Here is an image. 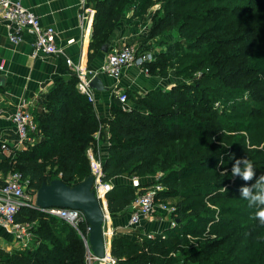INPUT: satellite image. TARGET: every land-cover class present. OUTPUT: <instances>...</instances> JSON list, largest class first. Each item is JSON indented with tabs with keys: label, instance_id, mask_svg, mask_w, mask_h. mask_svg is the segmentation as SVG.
Masks as SVG:
<instances>
[{
	"label": "trees",
	"instance_id": "16d2710c",
	"mask_svg": "<svg viewBox=\"0 0 264 264\" xmlns=\"http://www.w3.org/2000/svg\"><path fill=\"white\" fill-rule=\"evenodd\" d=\"M89 2L95 14L88 63L126 11L132 10L127 20L132 23L159 5L148 38L175 33L178 39L145 68L150 75L163 77L174 64L179 76L199 75L173 90L151 89L139 95L126 89L131 106L122 108L116 100L111 118L103 121L77 89L76 74L69 73L41 96L40 110L34 114L39 139L0 159L1 177L21 174L32 196L53 179L74 186L91 174L87 149H96L94 134L106 125L109 146L102 180L113 183L107 194L109 213L123 211L135 198L136 189L125 177L143 179L162 172L159 182L164 189L157 199L176 200L175 227L154 239L112 238L110 253L118 264H264V226L255 219V209L240 198L239 189L248 181L231 174L235 159H252L246 136L251 139L264 132V113L254 115L256 99L249 95L255 89L264 92L261 70L233 65L264 45V0ZM178 132L185 138H175ZM220 140L231 149L221 146ZM15 220L30 225L33 246L2 258L4 264H86L83 241L66 221L29 206H21ZM84 228L82 224L80 229ZM220 231L224 233L210 238Z\"/></svg>",
	"mask_w": 264,
	"mask_h": 264
},
{
	"label": "crops",
	"instance_id": "0c3cea01",
	"mask_svg": "<svg viewBox=\"0 0 264 264\" xmlns=\"http://www.w3.org/2000/svg\"><path fill=\"white\" fill-rule=\"evenodd\" d=\"M22 4L38 16L41 25L55 29L56 42L63 52L59 56L35 53L32 34L24 33L22 39L14 43L9 39L5 24L0 22V145L10 142L14 137L15 127L11 118L18 105L22 101L29 102L28 107L34 115L40 110L41 96L48 92L55 81L66 78L72 72L66 64L67 59L89 70H95L104 62L109 51L125 44H136L137 36L143 33L141 28L134 31L132 26L135 24L127 23V17L124 18L123 15L122 19L125 20L121 19L117 23L109 39L104 43L108 44V52L104 53L100 49L94 59L88 63L92 23L88 29L87 15L90 10L94 11L89 0H23ZM70 39H73L71 44L67 42ZM98 76L106 90H93L95 101L92 104L96 117L103 121L111 118V108L117 104L116 96L127 88L144 95L151 89L166 87V85L161 87L163 85L161 76L146 74L137 67L125 70L119 81L105 74ZM128 104L130 107L129 101ZM100 127L99 131L105 128L104 135L99 134V138L95 141L96 149L93 151L103 162L108 153L109 134L106 125ZM8 155V151L0 149V159ZM155 214L159 213L155 212ZM128 220L129 213L126 209L110 214L109 223L114 236L138 237L141 234L142 228L135 230L129 225ZM143 227L146 231L154 232L158 231L160 225L155 221ZM33 241L30 242V247L33 246ZM111 242L108 250L111 249ZM19 249H24L21 247V242L0 224V264H4L2 258L10 256Z\"/></svg>",
	"mask_w": 264,
	"mask_h": 264
},
{
	"label": "built area",
	"instance_id": "2783aa9c",
	"mask_svg": "<svg viewBox=\"0 0 264 264\" xmlns=\"http://www.w3.org/2000/svg\"><path fill=\"white\" fill-rule=\"evenodd\" d=\"M22 1L23 0H0V22L5 24L9 39L17 43L22 39L24 33H29L34 36L35 53L53 56L61 55L63 51L56 42L57 33L55 29L51 26L41 25L38 16L30 9L23 6ZM93 16L94 11L90 10L87 15L88 29L91 27ZM81 18H83L82 15ZM67 42L71 44L73 39ZM154 58L155 55H153L152 52H141L137 44L132 43L125 44L120 48L109 51L105 56L104 62L95 70H89L81 65H77L70 59L66 60V64L78 78L77 89L86 95L89 101L94 103V91L89 86L93 77L98 76V74H105L119 81L124 71L131 67L140 68L144 73L149 74L148 70L145 68V64L151 62ZM125 91H122L116 96L122 108L129 107L128 97ZM28 106L29 102L24 101L18 105L11 118L15 127L14 137L10 142L2 143L0 149L10 153L12 151L25 149L39 139L40 136H38L37 133V123ZM99 134V130L94 134L95 141L99 138ZM87 155L90 160L91 174L94 176L93 190L104 215V255L99 257L94 255L91 251L88 242L89 225L85 221V217L80 210L49 208L42 211L66 221L75 228L85 247L86 264H118L117 259L114 258L110 250H108V245L114 237V231L109 223L110 213L107 207V194L111 191L113 183L112 181L105 182L102 180V161L100 157H97L92 146L87 149ZM160 176V174H156L143 179L137 176H132L130 178L125 177L136 189L135 198L125 209L129 213V225L135 230L142 228V236L139 234V240H141L143 236H145L146 239H154L156 235L163 233L161 227L165 226L166 230L175 227L177 224V220L173 215L175 207L166 202L158 201L157 199L158 192L164 189L163 185L159 182ZM0 179L3 181V184L0 185V224L21 242L22 248H28L30 247V242L34 239V235L30 230L29 224L16 222L15 215L21 206L34 207L35 195L32 196L30 193L26 192L27 179H23L21 174L17 172L8 173L4 178L0 175ZM145 182L147 184L143 185ZM155 212L159 214H155ZM155 221L160 225L158 231H146L143 226ZM82 224H85L84 230L80 229ZM107 240H109V243Z\"/></svg>",
	"mask_w": 264,
	"mask_h": 264
},
{
	"label": "rangeland",
	"instance_id": "374dc122",
	"mask_svg": "<svg viewBox=\"0 0 264 264\" xmlns=\"http://www.w3.org/2000/svg\"><path fill=\"white\" fill-rule=\"evenodd\" d=\"M155 7V6H154ZM151 8L148 12V15H146L143 18H135L132 24H135L134 26H132L133 29H135L134 31H136L138 28H141V30L143 31L142 35L141 33L139 34V37L137 36L138 39H136L135 41H138L136 44L141 46L142 48H144L147 51H150L153 53V55H156L160 50L165 49L167 45L173 43L174 41H177V35L171 34V33H167L165 36L163 37H159L158 35L153 36L152 38H148L149 32H150V27L153 21V16L154 14L157 12V9L159 8V5H156L155 8ZM132 15V10H129L128 12L126 11V14H124V18L127 17V20H130V17ZM125 19H122V21ZM137 35V34H136ZM146 47V48H145ZM262 60V62H261ZM234 66H256V68H258L259 70H261V73L259 74L261 76V78L264 80V45L262 46H258L255 49V52L252 56H250L249 58L246 56H242L240 58H238V60L236 62H233ZM175 65H172V68H170V70L167 72V74L165 76H163V85L161 87H163L164 85H166L165 88H163V90H173L172 88L180 83H191L193 82L194 78H197V76L199 75V73H196L195 75L192 74H188V75H184V76H179L176 74V69L174 68ZM196 76V77H195ZM249 95H252L253 97H255L256 101H253L255 107L258 108L257 110H254V115L256 114H260V113H264V92L261 91L260 89H255L254 92L249 91ZM247 93V92H245ZM214 106L216 108H221V105L218 103H215ZM188 113H191L188 112ZM234 134H238V132H235ZM185 138V136L181 133H177L175 138ZM109 143V142H108ZM219 144V143H218ZM245 144L247 145V150L246 151H253L255 150V152L257 153V155L254 156L253 152L250 155L251 156V160L253 161V165H254V172H255V176L253 178V180L248 181L245 185L243 186H251L252 184L255 183V180L259 178L260 175L264 174V158L263 157V150L262 148L264 147V132H258L255 133L252 138L250 139L249 136H246V140H245ZM220 145L224 146L225 148L229 151L231 149V146L220 140ZM246 153V152H245ZM232 161H229L227 163V168L229 167L228 164H231ZM220 166V164H218V167ZM232 166V165H231ZM224 169L223 173H226L228 171V169ZM158 174H162V172H159ZM236 177V176H235ZM122 177H120L121 180ZM119 182V180H118ZM116 182V183H118ZM115 183V184H116ZM240 192V189H239ZM166 203L173 205L174 203H176L175 199H168L166 200ZM173 203V204H172ZM165 228V226H164ZM161 231H165V229H161ZM224 232H215L212 236H210V238H214L216 236H220L222 235ZM142 236V234H140ZM143 238H145V236H143ZM188 264V263H187Z\"/></svg>",
	"mask_w": 264,
	"mask_h": 264
},
{
	"label": "water",
	"instance_id": "95a60500",
	"mask_svg": "<svg viewBox=\"0 0 264 264\" xmlns=\"http://www.w3.org/2000/svg\"><path fill=\"white\" fill-rule=\"evenodd\" d=\"M108 52V44L101 48ZM92 90L105 91L106 88L99 76L91 79ZM94 176L87 178L74 186L65 184L61 179H53L50 183L43 182L35 193L34 207L40 210L49 208H69L80 210L89 225L88 242L94 255H104L103 220L104 215L100 203L93 190Z\"/></svg>",
	"mask_w": 264,
	"mask_h": 264
},
{
	"label": "clouds",
	"instance_id": "9594fccd",
	"mask_svg": "<svg viewBox=\"0 0 264 264\" xmlns=\"http://www.w3.org/2000/svg\"><path fill=\"white\" fill-rule=\"evenodd\" d=\"M231 174L233 177H241L246 182L253 180L255 176L254 165L249 157L235 159L231 168ZM240 194V198L248 202V207L255 209V219L258 220L261 226H264V174L260 175L251 186H242Z\"/></svg>",
	"mask_w": 264,
	"mask_h": 264
},
{
	"label": "bare ground",
	"instance_id": "6f19581e",
	"mask_svg": "<svg viewBox=\"0 0 264 264\" xmlns=\"http://www.w3.org/2000/svg\"><path fill=\"white\" fill-rule=\"evenodd\" d=\"M107 242L109 243V240H107Z\"/></svg>",
	"mask_w": 264,
	"mask_h": 264
}]
</instances>
